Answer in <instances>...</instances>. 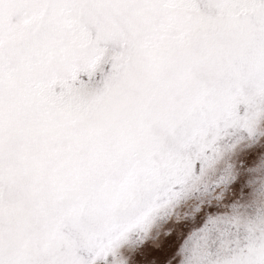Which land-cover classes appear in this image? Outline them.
I'll return each instance as SVG.
<instances>
[{
    "label": "snow or ice",
    "instance_id": "snow-or-ice-1",
    "mask_svg": "<svg viewBox=\"0 0 264 264\" xmlns=\"http://www.w3.org/2000/svg\"><path fill=\"white\" fill-rule=\"evenodd\" d=\"M0 264H264V0H0Z\"/></svg>",
    "mask_w": 264,
    "mask_h": 264
}]
</instances>
